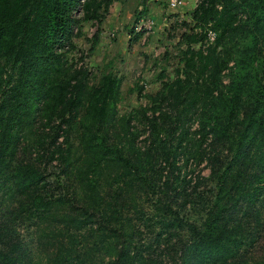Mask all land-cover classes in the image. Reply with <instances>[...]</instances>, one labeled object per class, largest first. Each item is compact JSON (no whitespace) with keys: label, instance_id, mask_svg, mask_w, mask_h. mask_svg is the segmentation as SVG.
I'll list each match as a JSON object with an SVG mask.
<instances>
[{"label":"trees","instance_id":"obj_1","mask_svg":"<svg viewBox=\"0 0 264 264\" xmlns=\"http://www.w3.org/2000/svg\"><path fill=\"white\" fill-rule=\"evenodd\" d=\"M118 1L0 0V196L13 203L0 213V264H264L262 229L234 215L264 194V0L196 2L181 69L134 112L147 125L143 150L131 117L117 116L120 79L95 80L66 57L78 24H99ZM202 160L210 199L196 218L163 201L145 241L108 209L126 186L155 184L154 162L178 179L179 161ZM31 225L25 239L18 227Z\"/></svg>","mask_w":264,"mask_h":264},{"label":"rangeland","instance_id":"obj_2","mask_svg":"<svg viewBox=\"0 0 264 264\" xmlns=\"http://www.w3.org/2000/svg\"><path fill=\"white\" fill-rule=\"evenodd\" d=\"M197 1L182 0L181 5L171 8L167 0H119V3L114 2L109 6L107 14L99 24L95 21L80 22L78 27L81 35L71 39L74 48L66 53L68 63L82 65L95 80L102 73H110L120 79L116 102L117 116L131 117L129 123L135 135L133 146L139 150L144 149L148 130L145 120L134 112L140 107H148V97L160 89L162 82L172 80L177 70L181 69V51L187 45L182 34L198 31L190 18ZM75 16L79 17V14ZM95 29H98L97 42L89 51ZM131 29L133 32H130ZM135 32H140V36L130 43L129 39ZM212 35V32H207L209 41L212 40ZM197 45L192 44V47L197 48ZM119 141L124 143L122 139ZM124 147L127 148V144ZM49 163L51 165H45L46 172L54 177L56 162ZM39 165L43 167L42 164ZM177 165L180 168L178 179L173 177L176 172L171 174L170 168L163 161L154 162L153 186H137L136 183L131 188L126 186L124 189L128 191L123 192L121 198L119 196L117 201H110L108 209L114 208L118 211L117 223H128L132 226L134 239L151 240L150 237L156 231L155 226L162 220L161 211L156 207L163 201L169 202L181 215L189 219L196 218L204 210L203 204L210 199L205 184L209 173L206 162H189L184 166L179 161ZM106 179L111 180L109 177ZM180 179L185 181L180 183ZM157 195L160 202L156 200ZM12 205L11 197L0 196V213L8 211ZM256 205L253 211L244 206L234 215L235 219H247L248 223H257L262 229L257 244V251L261 254L264 253V194ZM8 219L10 223H30L19 221L18 217L11 215ZM33 228V225L26 230L18 227L25 239L36 235ZM34 253L44 256L45 249L38 245Z\"/></svg>","mask_w":264,"mask_h":264},{"label":"built area","instance_id":"obj_3","mask_svg":"<svg viewBox=\"0 0 264 264\" xmlns=\"http://www.w3.org/2000/svg\"><path fill=\"white\" fill-rule=\"evenodd\" d=\"M167 4L169 7H177L182 4V0H167ZM213 36V35H212Z\"/></svg>","mask_w":264,"mask_h":264},{"label":"crops","instance_id":"obj_4","mask_svg":"<svg viewBox=\"0 0 264 264\" xmlns=\"http://www.w3.org/2000/svg\"><path fill=\"white\" fill-rule=\"evenodd\" d=\"M118 3H119V1H118Z\"/></svg>","mask_w":264,"mask_h":264}]
</instances>
